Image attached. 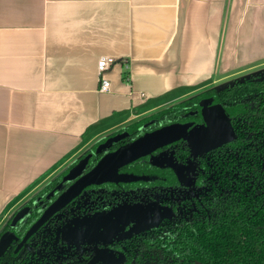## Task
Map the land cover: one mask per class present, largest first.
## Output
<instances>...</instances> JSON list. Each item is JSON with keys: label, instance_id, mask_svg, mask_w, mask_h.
I'll return each instance as SVG.
<instances>
[{"label": "crops", "instance_id": "0c3cea01", "mask_svg": "<svg viewBox=\"0 0 264 264\" xmlns=\"http://www.w3.org/2000/svg\"><path fill=\"white\" fill-rule=\"evenodd\" d=\"M240 11V0H0V228L96 142L220 84L235 73L225 68L263 63L264 10L248 25ZM102 55L117 58L106 92Z\"/></svg>", "mask_w": 264, "mask_h": 264}, {"label": "flooded vegetation", "instance_id": "af4514ba", "mask_svg": "<svg viewBox=\"0 0 264 264\" xmlns=\"http://www.w3.org/2000/svg\"><path fill=\"white\" fill-rule=\"evenodd\" d=\"M263 65L264 62L258 63L255 66H249L237 71L232 76H228V79L221 82L227 81V85L218 88L220 91L215 93L211 94L208 91L212 88H217V85H205L199 91L205 93L201 107L198 110H190L183 115L182 121L184 122L192 121L197 123V126L206 125L203 108L221 104L230 119L231 127L235 133L232 139L197 154L194 153L189 142L187 140L186 142L180 141L181 138L178 139L179 141H173L154 151V157L166 153L177 164H191L190 176L192 184L184 183L178 170L173 165L167 162L159 163L154 158V163L151 164L147 157H141L121 166L119 172L131 173L134 174L132 175L134 177L143 175L147 180L139 179L131 182H122L119 179H115L117 183L119 182L118 185L108 182L102 185L99 183L88 185L79 195L57 211L55 215L50 217L46 223L41 225L22 243L28 231L38 221L45 209L73 183V181H65L64 177L66 175H64L51 186L45 196L39 197L33 202H29L30 197L1 226L0 231L8 222L6 231H12L14 237L6 248V250L8 248L9 250L5 256L1 257L0 255V264H101L100 259L97 258L96 244L93 241L76 242L67 239L66 228L69 223L78 217L110 211L123 203H151L156 200H160L163 205L168 207L169 216L151 227L132 233H125L114 237L110 241H100L98 244L116 253L119 261L111 264H133L135 262H141V264H170L173 259L168 254L166 245L173 243L171 234H180L189 229L193 220H199L201 224H206L207 221L215 225L218 224L215 218V209L210 207L217 195V192H214V187L217 186L219 181H224L228 177H234L238 174L237 168H235L233 163L235 156L232 151V143L241 135L247 137L241 132L239 136L238 120L233 119L227 112V100L234 96L233 93L238 88H242L239 85L245 84L244 82L252 84L264 82ZM248 73L249 75H246ZM240 79H243L241 80L243 83H237ZM231 89L232 92H229ZM210 96L214 97V101L208 100ZM244 101H247V99ZM153 130H155L153 124L151 127L144 126L140 130L141 132L137 134L138 136L133 137L136 139ZM125 142L115 144L116 149L125 144ZM252 146H254V142H246L243 145L244 153L251 155ZM115 147L112 149L109 147L107 151L100 152L102 154L101 157L107 152L115 150ZM99 159L92 163H90L89 159L86 171L92 169ZM125 177L127 178V176ZM25 206L29 208L27 213L13 224L12 220L15 213ZM35 213L39 215L30 223L29 219L32 215L36 216L34 215ZM130 225L127 226L126 230ZM130 260L133 263L129 262ZM201 262L205 263L206 261L202 258Z\"/></svg>", "mask_w": 264, "mask_h": 264}, {"label": "trees", "instance_id": "16d2710c", "mask_svg": "<svg viewBox=\"0 0 264 264\" xmlns=\"http://www.w3.org/2000/svg\"><path fill=\"white\" fill-rule=\"evenodd\" d=\"M241 80L243 79L237 83H243ZM244 83L239 85L244 89L238 88L233 93L234 96L227 100V112L233 119L238 120L239 136L241 132L247 137L241 135L232 143L235 156L233 163L238 174L219 181L214 187L217 195L210 207L215 209L218 224L209 221L201 224L199 220H193L189 229L180 234H171L173 243L166 245V250L173 259L170 264H264V82ZM216 91L220 89L212 88L208 92L212 94ZM229 92H232V89ZM204 95L205 93L198 92L104 137L37 191L29 202L45 196L51 186L59 181L60 177L67 175L75 163L88 153H92L90 163L96 162L102 155L96 154V150L108 137L122 135L110 146L112 149L115 144L133 140V136H138L144 126L151 127L152 124L157 129L172 123H189L188 130H191L198 124L182 121L183 115L190 110H198ZM246 99L247 101H244ZM208 100L214 101V97L210 96ZM180 141L186 142V139L181 138ZM246 142H254L251 155L244 153L243 145ZM154 155L155 153L142 158L147 157L153 164ZM120 174L127 176L122 182L147 180L143 175L134 177V174L127 172ZM107 182L116 185L119 183L116 180H108L99 184ZM34 215L36 216L30 217V223L39 214ZM7 224L8 222L0 231V236L7 230ZM8 250L9 248L1 257H4ZM202 258L205 263L201 262ZM129 262L133 263L132 260Z\"/></svg>", "mask_w": 264, "mask_h": 264}, {"label": "water", "instance_id": "95a60500", "mask_svg": "<svg viewBox=\"0 0 264 264\" xmlns=\"http://www.w3.org/2000/svg\"><path fill=\"white\" fill-rule=\"evenodd\" d=\"M203 115L206 125L195 126L191 130H188L190 127L189 123H172L162 126L119 146L115 150L107 152L88 171H86V167L92 153H88L79 159L64 177L65 181L69 180L73 181V183L45 209L38 221L28 231L22 243L41 225L46 223L50 217L55 215L57 211L79 195L88 185L108 180L126 179L124 175L119 173L121 166L141 157L151 155L158 148L180 138H185L194 153L197 154L234 137L235 133L231 127L230 119L221 104L204 107ZM120 137L122 135L108 137L98 146L96 154L109 148ZM27 211V206L20 208L13 217V224L21 219ZM13 237L12 231H6L1 235L0 255L6 250Z\"/></svg>", "mask_w": 264, "mask_h": 264}, {"label": "rangeland", "instance_id": "374dc122", "mask_svg": "<svg viewBox=\"0 0 264 264\" xmlns=\"http://www.w3.org/2000/svg\"><path fill=\"white\" fill-rule=\"evenodd\" d=\"M240 8L241 24L244 23L248 25L251 24V19L253 17L252 14L255 11L260 12L264 10V0H240ZM260 42L262 45L264 44V37L260 38ZM261 49H263V46H261ZM241 52L242 51L240 50V55ZM226 56H228L227 60L229 62H235L236 53L228 54ZM231 63H227L225 66L231 65ZM235 67L237 66H234V68H225L223 72L219 71L217 75H226L239 70ZM246 75H249V73ZM226 85L227 81L217 84L216 87L222 88ZM156 112L157 111L154 113ZM154 160L159 163L167 162L168 164L173 165L178 170L183 182L188 185L192 184L190 176V169L192 168L191 164H177L172 157L166 153L160 156H155ZM28 209L29 208L27 207V210ZM167 216H169V209L163 205L160 200L151 203H123L110 211L98 212L90 216L73 219L66 228V236L69 241H93L96 244L98 252L97 258L100 259L101 264H111L112 262L119 261V258L114 251L105 246H100L98 242L110 241L114 237L121 236L125 233H132L134 231L151 227L161 222ZM129 224L131 225L126 230Z\"/></svg>", "mask_w": 264, "mask_h": 264}, {"label": "built area", "instance_id": "2783aa9c", "mask_svg": "<svg viewBox=\"0 0 264 264\" xmlns=\"http://www.w3.org/2000/svg\"><path fill=\"white\" fill-rule=\"evenodd\" d=\"M117 61V58L111 55H102L97 62V70L100 81V91H109L111 81L105 76V72ZM144 95V94H143Z\"/></svg>", "mask_w": 264, "mask_h": 264}]
</instances>
